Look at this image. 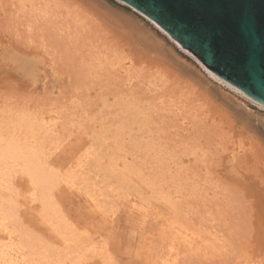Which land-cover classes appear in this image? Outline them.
Segmentation results:
<instances>
[{"label":"rangeland","instance_id":"rangeland-1","mask_svg":"<svg viewBox=\"0 0 264 264\" xmlns=\"http://www.w3.org/2000/svg\"><path fill=\"white\" fill-rule=\"evenodd\" d=\"M204 66L122 0H0L14 244L36 264H264V107Z\"/></svg>","mask_w":264,"mask_h":264},{"label":"water","instance_id":"water-1","mask_svg":"<svg viewBox=\"0 0 264 264\" xmlns=\"http://www.w3.org/2000/svg\"><path fill=\"white\" fill-rule=\"evenodd\" d=\"M122 1L216 75L264 104V0Z\"/></svg>","mask_w":264,"mask_h":264},{"label":"bare ground","instance_id":"bare-ground-1","mask_svg":"<svg viewBox=\"0 0 264 264\" xmlns=\"http://www.w3.org/2000/svg\"><path fill=\"white\" fill-rule=\"evenodd\" d=\"M113 11H115V10H113ZM115 12L121 13L122 15H125L126 17H128L129 21L131 22L130 26H132L133 29L138 30L140 36H142V37L146 36L147 40H156L159 45H162V42L160 41V40H162L167 45V43L164 41L163 38H161L157 33L152 31L151 28L147 27L146 24L142 23L139 19H135V18H133L129 15H126L122 12H118V11H115ZM143 27H145V29ZM156 36L160 40H158ZM171 39H173V38L171 37ZM206 69L213 76L217 77V75H215L213 72H211L208 68H206ZM218 79L221 80L222 82H224L226 85H228L230 88H232L233 90H235L239 94H241L243 97H245L248 100L255 102L256 104L264 107V104L255 100L253 97H251L250 95H248L247 93H245L241 89L233 86L232 84H230L229 82L224 80L222 77L221 78L218 77ZM217 90L220 93H224L225 95L227 94L229 98L236 99L239 101V99H237L234 95H231L230 93L223 91L219 86H217ZM14 150H15V146H12V145L7 146L5 148H0V163L3 160H5L7 157H11L13 155ZM24 165L26 167V172L31 177V180L35 185L40 187L43 191L49 187V184H50L49 173L46 171V168L42 162L36 161V157L33 153H31V155H24ZM32 207L35 208L34 205ZM0 213H1V209H0ZM4 221H5V218L0 223V264H36L34 262L36 260V258L34 256L37 255V252H35V249L27 246V244H25V243H20V245L19 244L16 245V240H14L15 241V244H14V242L12 240V235L14 232L12 233V230H8L9 228L7 226H9V225L7 224L5 226ZM94 248H96L95 245H94Z\"/></svg>","mask_w":264,"mask_h":264}]
</instances>
